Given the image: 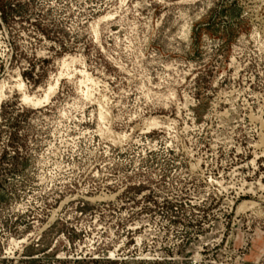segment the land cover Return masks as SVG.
<instances>
[{
	"label": "rangeland",
	"instance_id": "374dc122",
	"mask_svg": "<svg viewBox=\"0 0 264 264\" xmlns=\"http://www.w3.org/2000/svg\"><path fill=\"white\" fill-rule=\"evenodd\" d=\"M0 264H264V0H0Z\"/></svg>",
	"mask_w": 264,
	"mask_h": 264
}]
</instances>
